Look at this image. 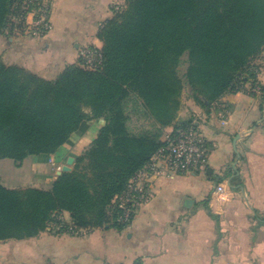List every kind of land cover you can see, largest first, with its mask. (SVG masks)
Returning a JSON list of instances; mask_svg holds the SVG:
<instances>
[{
  "label": "trees",
  "instance_id": "obj_1",
  "mask_svg": "<svg viewBox=\"0 0 264 264\" xmlns=\"http://www.w3.org/2000/svg\"><path fill=\"white\" fill-rule=\"evenodd\" d=\"M15 1L0 0V33L24 25L11 21ZM98 37L99 68L83 66L79 56L53 77L0 55V159L58 153L85 120L105 118L74 169L48 189L0 180V240L37 235L64 210L77 228L116 218L114 197L163 146L164 128L192 123L177 120L186 86L202 105L247 83L260 86L264 0H124ZM132 113L152 124L133 131Z\"/></svg>",
  "mask_w": 264,
  "mask_h": 264
},
{
  "label": "crops",
  "instance_id": "obj_2",
  "mask_svg": "<svg viewBox=\"0 0 264 264\" xmlns=\"http://www.w3.org/2000/svg\"><path fill=\"white\" fill-rule=\"evenodd\" d=\"M50 3L52 27L46 34L16 36L33 14L12 34L0 33V55L6 63L55 76L67 64L78 62L83 47H102L98 31L124 0ZM255 63L261 64L258 81L264 87V52ZM260 86L247 83L210 105L197 103L190 94V115H183L182 101L177 120L190 119L198 127L209 163L197 172L158 174L145 181L144 198L135 205L128 225L120 226L112 218L74 234L65 228L72 217L64 210L61 227L54 220L37 235L0 240V264H264V90ZM104 123V117L85 120L58 153L28 156L20 163L1 158L0 168H28L33 179L7 184L0 176L2 184L48 189L59 175L57 168L75 164ZM151 124V119L131 114L133 131ZM173 127L164 128L163 142ZM218 183L225 185L221 196L214 194Z\"/></svg>",
  "mask_w": 264,
  "mask_h": 264
},
{
  "label": "built area",
  "instance_id": "obj_3",
  "mask_svg": "<svg viewBox=\"0 0 264 264\" xmlns=\"http://www.w3.org/2000/svg\"><path fill=\"white\" fill-rule=\"evenodd\" d=\"M50 12L51 7L46 0H17L12 5L11 21L24 24L27 23L28 16L33 14L34 32L43 34L52 27ZM80 57L82 65L90 69L99 68L103 62L100 47L96 46L83 47ZM208 163L209 156L205 140L195 124L171 128L166 134L163 146L152 155L147 166L131 179L122 193L114 197L113 207L117 211L116 222L125 226L132 221L135 205L144 198L143 184L145 181L152 180L154 175L197 172L205 169ZM224 192L225 185L218 183L214 194L221 196ZM56 221L59 227L65 225L61 213L56 214ZM65 228L74 234H79L83 230V228H77L73 222L68 223Z\"/></svg>",
  "mask_w": 264,
  "mask_h": 264
},
{
  "label": "rangeland",
  "instance_id": "obj_4",
  "mask_svg": "<svg viewBox=\"0 0 264 264\" xmlns=\"http://www.w3.org/2000/svg\"><path fill=\"white\" fill-rule=\"evenodd\" d=\"M46 1H47V3H49L51 5L50 0H46ZM117 9H119V8H117ZM34 21H35V19H31L30 20V23H29L30 27H28V25H27L26 30H21V29L17 30L16 29L17 32H19L18 34H16V36L25 37V38L26 37H36V36L44 35V34H46L48 32L47 31V32H45L43 34H41L39 32H34V28L35 27L32 26ZM23 31H25V32H23ZM7 33H8L7 35L12 34V33H9V32H7ZM3 41H5V40H3ZM186 68H187V55H184L183 61H182L181 65H180V73L182 75L184 74ZM181 99L183 101V105L186 108L184 110V112L186 114H183V115H190V110H188V109H190V88L188 86H186L183 89ZM70 167H71V170H73L75 165L72 164ZM57 170L60 171L58 168H57ZM0 176H1L3 181H6L7 184H11L10 181H32L33 180L32 179V173H31L30 169H28V168L26 170L18 169V168L17 169L16 168H9L8 171H6V169L0 168Z\"/></svg>",
  "mask_w": 264,
  "mask_h": 264
},
{
  "label": "water",
  "instance_id": "obj_5",
  "mask_svg": "<svg viewBox=\"0 0 264 264\" xmlns=\"http://www.w3.org/2000/svg\"><path fill=\"white\" fill-rule=\"evenodd\" d=\"M73 162V157H71L70 159H69V164H71ZM64 171H71V167L70 166H68V165H66V166H64L59 172H58V174L60 175L62 172H64Z\"/></svg>",
  "mask_w": 264,
  "mask_h": 264
}]
</instances>
